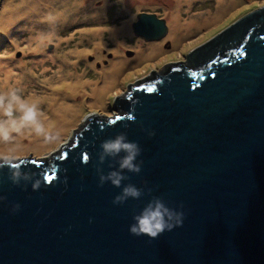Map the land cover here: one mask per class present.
I'll use <instances>...</instances> for the list:
<instances>
[{
	"label": "water",
	"instance_id": "water-1",
	"mask_svg": "<svg viewBox=\"0 0 264 264\" xmlns=\"http://www.w3.org/2000/svg\"><path fill=\"white\" fill-rule=\"evenodd\" d=\"M132 30L159 39L167 25L140 12ZM191 51L124 91L110 105L120 113L88 117L60 154L23 158L47 185L14 184L0 169V264H264V5ZM119 132L143 161L121 187L144 194L113 203L121 188L100 184L110 161L98 153ZM153 196L183 211V225L156 239L131 234Z\"/></svg>",
	"mask_w": 264,
	"mask_h": 264
},
{
	"label": "rangeland",
	"instance_id": "rangeland-1",
	"mask_svg": "<svg viewBox=\"0 0 264 264\" xmlns=\"http://www.w3.org/2000/svg\"><path fill=\"white\" fill-rule=\"evenodd\" d=\"M263 5L264 0H8L0 12V61L12 70L0 69V92L18 89L37 103L49 138L25 128L0 143V153L46 159L60 154L88 117L120 113L110 105L131 85L187 62L191 50ZM140 12L165 19L167 33L151 40L135 35L131 25ZM177 14L185 29L174 37L170 20ZM195 23L197 28H186Z\"/></svg>",
	"mask_w": 264,
	"mask_h": 264
},
{
	"label": "clouds",
	"instance_id": "clouds-1",
	"mask_svg": "<svg viewBox=\"0 0 264 264\" xmlns=\"http://www.w3.org/2000/svg\"><path fill=\"white\" fill-rule=\"evenodd\" d=\"M18 91V89H10L6 93L0 92V143L9 142L13 138V133L22 134L25 128L31 129L37 136L43 135L48 139L49 134L40 119L39 105L22 98ZM149 135L154 133L150 132ZM141 151L139 144L128 140L125 132H119L114 137L101 141L98 160L101 164L109 160L110 170L104 173L101 169H97L100 184L110 182L114 187L121 188V192L114 197L113 203H124L129 198L139 199L144 194L143 189L131 183L121 187L122 182L128 179L125 171L132 173L141 171L143 161L137 162ZM83 162H88L87 156L84 157ZM23 167H25L23 158L14 151L0 153V169H8L9 178L14 184H19L21 180L32 181L33 190H37L42 182L47 185L52 179L51 176L44 175L42 179L33 180L36 174L23 171ZM148 192H151V189H148ZM18 208V204L14 206V210ZM132 219L133 223L129 225L131 234L146 235L156 239L166 230L171 231L175 227L182 226L184 213L169 207L163 198L153 196L138 212H134Z\"/></svg>",
	"mask_w": 264,
	"mask_h": 264
},
{
	"label": "bare ground",
	"instance_id": "bare-ground-1",
	"mask_svg": "<svg viewBox=\"0 0 264 264\" xmlns=\"http://www.w3.org/2000/svg\"><path fill=\"white\" fill-rule=\"evenodd\" d=\"M170 24H171V27L175 30L174 37L177 34H179L180 32H182L183 29H185V27L183 26V24L180 23V16H178V14L175 17L174 16L171 17ZM205 24H208V23H205ZM198 25L195 23L193 25H188L186 28H197ZM155 45H157L158 46L157 48H159V44L158 43L155 44ZM157 48L155 46L151 47V49H153V51L149 50V53H148L147 57L151 56L153 54L154 50H156ZM147 52L148 51H146V53ZM121 59H123V58H121ZM119 62H121V61H119ZM0 69L1 70H4L5 69V71H4L5 74L12 70V68L10 67V63L7 62V61H4V60L0 61ZM95 95L96 96L101 95V89L100 88H99V90L95 91ZM68 115H70L69 112H68Z\"/></svg>",
	"mask_w": 264,
	"mask_h": 264
},
{
	"label": "flooded vegetation",
	"instance_id": "flooded-vegetation-1",
	"mask_svg": "<svg viewBox=\"0 0 264 264\" xmlns=\"http://www.w3.org/2000/svg\"><path fill=\"white\" fill-rule=\"evenodd\" d=\"M157 16V15H156ZM159 18V17H158ZM165 20V19H164ZM166 23V22H165ZM131 27H132V25H131ZM167 30H168V26H167ZM167 33V32H166ZM192 52V51H191ZM194 59H195V55H192V57H191V59H190V62H191V66H192V62L194 61ZM153 76H155V78H156V74L155 75H153ZM155 78H151V79H155ZM147 79V78H146Z\"/></svg>",
	"mask_w": 264,
	"mask_h": 264
},
{
	"label": "snow or ice",
	"instance_id": "snow-or-ice-1",
	"mask_svg": "<svg viewBox=\"0 0 264 264\" xmlns=\"http://www.w3.org/2000/svg\"><path fill=\"white\" fill-rule=\"evenodd\" d=\"M149 91H151V89H149ZM51 178V177H50Z\"/></svg>",
	"mask_w": 264,
	"mask_h": 264
}]
</instances>
